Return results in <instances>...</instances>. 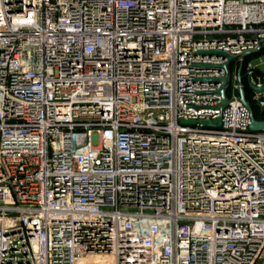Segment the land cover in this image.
<instances>
[{
  "label": "built area",
  "instance_id": "built-area-1",
  "mask_svg": "<svg viewBox=\"0 0 264 264\" xmlns=\"http://www.w3.org/2000/svg\"><path fill=\"white\" fill-rule=\"evenodd\" d=\"M259 52L264 0H0V264H264Z\"/></svg>",
  "mask_w": 264,
  "mask_h": 264
},
{
  "label": "water",
  "instance_id": "water-1",
  "mask_svg": "<svg viewBox=\"0 0 264 264\" xmlns=\"http://www.w3.org/2000/svg\"><path fill=\"white\" fill-rule=\"evenodd\" d=\"M258 50H259L258 48L253 49V50H246V51H243L240 54V56L241 57H245V56L249 55L250 53L257 52ZM223 54H225V53H223ZM229 57H230V59H234L235 58V56H229ZM224 68H227V64L224 65ZM240 71H241V65H240V67L238 69V72H239L238 80L239 81H241ZM220 81L222 83V87L219 89V93L221 94V103H220V105H221V107H224L227 104V100L225 98V90H224V87L227 84L228 75H225L224 77L220 78ZM249 86L251 87V89H253L256 92L261 93V92L264 91V84L261 85V86H258V85H254V84H252V83L249 82ZM239 94H240V100H241V102L244 105H246L251 110V107H250L249 103L247 102V100L245 98V91H244L243 88H241L239 90ZM180 121H181V123H184V124H195V123H198L199 125H210V126H214L216 124H220L221 119H220V117H218V118H216L214 120H207V119H204V120L181 119ZM249 127H250L251 130H264V120H257L252 115L251 123H250V126Z\"/></svg>",
  "mask_w": 264,
  "mask_h": 264
},
{
  "label": "trees",
  "instance_id": "trees-1",
  "mask_svg": "<svg viewBox=\"0 0 264 264\" xmlns=\"http://www.w3.org/2000/svg\"><path fill=\"white\" fill-rule=\"evenodd\" d=\"M247 58H244V61H243V67H242V73L244 72V66H245V63L247 61ZM244 88H245V91H246V97L247 99L250 101L251 105H252V108H253V112H254V115L256 117H260L259 115V111H258V107L256 106V104L250 99V94H251V89L250 87L248 86V84L246 83V81H244Z\"/></svg>",
  "mask_w": 264,
  "mask_h": 264
},
{
  "label": "rangeland",
  "instance_id": "rangeland-1",
  "mask_svg": "<svg viewBox=\"0 0 264 264\" xmlns=\"http://www.w3.org/2000/svg\"><path fill=\"white\" fill-rule=\"evenodd\" d=\"M247 60L251 61L252 64L257 65L262 71L264 69V53L259 52L253 55H250Z\"/></svg>",
  "mask_w": 264,
  "mask_h": 264
}]
</instances>
